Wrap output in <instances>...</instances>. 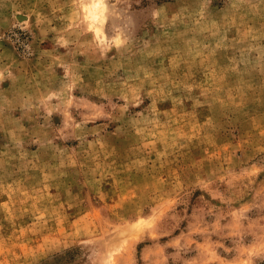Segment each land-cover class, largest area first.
I'll list each match as a JSON object with an SVG mask.
<instances>
[{"label":"rangeland","instance_id":"obj_1","mask_svg":"<svg viewBox=\"0 0 264 264\" xmlns=\"http://www.w3.org/2000/svg\"><path fill=\"white\" fill-rule=\"evenodd\" d=\"M0 264H264V0H0Z\"/></svg>","mask_w":264,"mask_h":264}]
</instances>
